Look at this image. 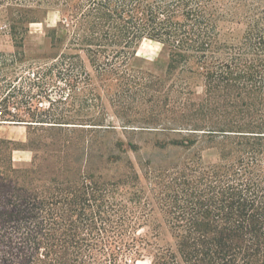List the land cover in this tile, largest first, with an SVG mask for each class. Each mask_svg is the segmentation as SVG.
<instances>
[{"label": "trees", "instance_id": "1", "mask_svg": "<svg viewBox=\"0 0 264 264\" xmlns=\"http://www.w3.org/2000/svg\"><path fill=\"white\" fill-rule=\"evenodd\" d=\"M49 10L38 76L83 83L95 102L78 112L17 96L23 38ZM0 22L15 47L0 51V125L27 128L0 136V264H264V0H0ZM142 39L162 72L137 60ZM118 128L186 154L134 161L137 145L102 143Z\"/></svg>", "mask_w": 264, "mask_h": 264}, {"label": "rangeland", "instance_id": "2", "mask_svg": "<svg viewBox=\"0 0 264 264\" xmlns=\"http://www.w3.org/2000/svg\"><path fill=\"white\" fill-rule=\"evenodd\" d=\"M58 20V13L56 10H49L47 17L41 22H33L29 24V30L25 34L22 41V51L24 53V57L26 60V64L30 62L29 67H25L20 70V77L17 81H15L16 86L19 90H22V93H18L19 99L22 100L29 99L25 96V92H30L33 95L32 101L41 106L48 107L49 102L44 97L51 99L52 101H56L55 105L61 106L63 109L74 113L82 110V102L83 98L86 97L87 103L89 105L94 104V99L90 92H83L82 87L85 85L81 82L76 84H71L68 81L59 80L57 77L52 75H47L43 79L38 76V72L40 70H47L50 66V56L53 54V49L51 47L49 38L46 36V28L48 26H53ZM15 49L11 37L7 33L6 28L0 22V51L4 52H12ZM136 56L137 60L141 62L144 66H149L158 72H162L166 66L167 56L163 51L161 45L158 42L142 39L136 48ZM87 70L90 72L91 80H89L88 86L94 87L97 86V80L95 79L94 72L92 68L86 63ZM47 68V69H46ZM88 88V87H87ZM40 89L47 90V94L44 96L39 95ZM21 92V91H20ZM105 107L107 111L106 120H110L112 118V112L110 106L105 100ZM23 108V107H21ZM91 111L96 110L95 107H90ZM22 112L21 110H19ZM117 124V121L114 119L113 121ZM62 125H74V124H62ZM76 125V124H75ZM65 128V127H63ZM71 128V127H70ZM27 128L24 125H12V124H1L0 125V136L2 134H8L11 136V139L16 140L17 142H25ZM77 135V133L73 134ZM164 135L162 134H154L148 132H123L119 128L117 129V133L111 132L106 133L101 137L102 143L105 144V147L110 148L112 143L119 139L123 142V147L126 146L127 142H131L138 146L136 153L132 151H128L132 160L135 161V158L141 159L142 161L145 158H149L153 161H157L160 158H167V156L174 155H184L186 152L179 151H167L166 149H158L154 146L155 140H163ZM46 139V138H43ZM47 140V139H46ZM96 140H99L96 139ZM205 143L200 141L197 143L195 148L203 147ZM206 146V145H205ZM202 153V159L207 162V150L199 151ZM123 158L124 154L121 155ZM178 156V155H177ZM32 153L29 150H15L12 153L13 162L15 165H20L23 163H29L31 161ZM123 161L122 159H120ZM115 164V163H113ZM113 164H106L105 166L108 168V174L114 170ZM146 231V227L141 229L139 232L142 233ZM144 253L143 260H136L135 264H147L146 253Z\"/></svg>", "mask_w": 264, "mask_h": 264}, {"label": "crops", "instance_id": "3", "mask_svg": "<svg viewBox=\"0 0 264 264\" xmlns=\"http://www.w3.org/2000/svg\"><path fill=\"white\" fill-rule=\"evenodd\" d=\"M17 126H20V125H17ZM2 135H3L2 137L10 138L11 139V136H9L8 134H2Z\"/></svg>", "mask_w": 264, "mask_h": 264}]
</instances>
